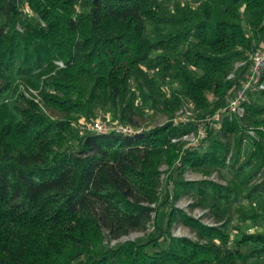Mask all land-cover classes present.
I'll use <instances>...</instances> for the list:
<instances>
[{
  "label": "trees",
  "instance_id": "obj_1",
  "mask_svg": "<svg viewBox=\"0 0 264 264\" xmlns=\"http://www.w3.org/2000/svg\"><path fill=\"white\" fill-rule=\"evenodd\" d=\"M263 38L264 0H0V264H264V88L207 120Z\"/></svg>",
  "mask_w": 264,
  "mask_h": 264
},
{
  "label": "built area",
  "instance_id": "obj_2",
  "mask_svg": "<svg viewBox=\"0 0 264 264\" xmlns=\"http://www.w3.org/2000/svg\"><path fill=\"white\" fill-rule=\"evenodd\" d=\"M264 66V50L259 49L252 55V64L250 67V72L246 75L245 79L241 81V84L233 89L231 93L227 96L225 106L221 108L216 114L207 118L211 126L219 127L220 118L222 112L228 111L229 113H235L241 116L244 112L243 103L248 99L247 93L249 91H257L258 89L264 88V83H259V74ZM179 120L182 119L180 116ZM92 129L97 132H108L111 130H116L123 134L132 135L136 130L130 125L109 123L107 120L99 119L92 124ZM205 136V131L201 128L197 135L190 134L188 136L189 140L197 143L200 139Z\"/></svg>",
  "mask_w": 264,
  "mask_h": 264
},
{
  "label": "rangeland",
  "instance_id": "obj_3",
  "mask_svg": "<svg viewBox=\"0 0 264 264\" xmlns=\"http://www.w3.org/2000/svg\"><path fill=\"white\" fill-rule=\"evenodd\" d=\"M185 177L186 178H189V179H197L200 178L201 176L198 175V174H195V173H190V172H186L185 173ZM215 178V176H214ZM191 202V200L189 198H186V197H182L180 200L177 201L176 203V206L180 207V208H183L184 210L186 209V211L191 214L192 216H195L196 218H200L201 217V220L202 222H205V223H208V224H211V220L209 217H205L203 216L204 215V211L203 210H200V209H193V210H190L188 209L189 208V203ZM243 226H246L248 227V230H254L253 227H250V225L248 224H243ZM143 233H133V234H130L126 237H123L121 240H125V239H133L134 237H137V236H140L142 235ZM173 234L176 235V236H188V237H193V233L189 230V228L181 225V224H176L173 228Z\"/></svg>",
  "mask_w": 264,
  "mask_h": 264
},
{
  "label": "crops",
  "instance_id": "obj_4",
  "mask_svg": "<svg viewBox=\"0 0 264 264\" xmlns=\"http://www.w3.org/2000/svg\"><path fill=\"white\" fill-rule=\"evenodd\" d=\"M262 43V49L264 50V38H263V42Z\"/></svg>",
  "mask_w": 264,
  "mask_h": 264
}]
</instances>
